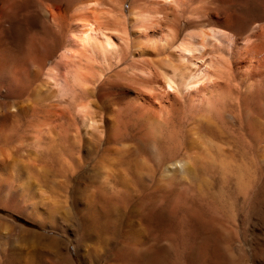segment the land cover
<instances>
[{
  "label": "rangeland",
  "instance_id": "obj_1",
  "mask_svg": "<svg viewBox=\"0 0 264 264\" xmlns=\"http://www.w3.org/2000/svg\"><path fill=\"white\" fill-rule=\"evenodd\" d=\"M11 2L0 0V264H264V0H75L68 14L96 18L121 54L62 86L45 75L63 70L66 30L2 24ZM213 26L226 47L192 59L216 70L187 92L164 84L173 46Z\"/></svg>",
  "mask_w": 264,
  "mask_h": 264
},
{
  "label": "bare ground",
  "instance_id": "obj_2",
  "mask_svg": "<svg viewBox=\"0 0 264 264\" xmlns=\"http://www.w3.org/2000/svg\"><path fill=\"white\" fill-rule=\"evenodd\" d=\"M12 1V0H11ZM169 1V0H168ZM75 2V0H13L12 5L15 7V9L13 11H7V9L4 11L3 15L1 16V20H2V24L9 19V25H15L16 27H20L22 25L27 24L28 22L32 21L36 24H39L42 28H47V29H52V27L55 29L56 33H59L62 30H66V34H65V46L64 48H62V51H60L58 54L59 56H57L59 63L61 64L62 67V71L60 73V75L58 76V78L56 77V75L58 73V71H56L55 69V65H53V67H50V69L56 71H52L50 72L49 67L48 69H46V72H48V75H45L47 77V82L50 81V74L52 73V78H55V80L51 79L53 82L57 83L58 86H62V84H64V82H66V80L70 79L72 80L71 84L77 83L80 84L82 81H84L82 78H84V76H86L81 69H80V65L81 67L83 66L82 64L84 63H89V61H94V63L99 62L102 63L101 65L104 66V62L108 61L109 59L112 58H117L119 53H120V49L117 46V43H115V41L112 39L113 37H111L110 34H108L105 29H103L101 26H99L98 22L96 21V18L93 20L90 19H79L77 20V17H74L71 14H68V10L70 8V6L72 5V3ZM163 2V1H162ZM167 2V0H166ZM176 2V1H175ZM10 3V4H11ZM110 3V1H109ZM165 3V2H164ZM168 3V2H167ZM166 3V4H167ZM172 3V2H171ZM174 3V2H173ZM7 6V5H6ZM79 6V5H78ZM84 6V4H83ZM179 6V5H178ZM212 7V6H211ZM77 7V13L80 12H86L85 9H89V7L87 8L85 6L84 7ZM53 9H55V11H53ZM30 10H32V19H30L28 17V13L30 12ZM75 11V10H74ZM89 11V10H88ZM98 11V10H97ZM79 12V14H80ZM91 12V11H90ZM156 13V12H155ZM82 14V13H81ZM89 14V13H87ZM157 14V13H156ZM86 15V14H85ZM93 15V14H92ZM144 17H141V19L139 18V16H142V14L137 15V17H135L134 21L137 22L138 20L141 21L142 23L145 21L146 23H148L146 20H148V15L147 14H143ZM146 15V16H145ZM77 16V15H76ZM155 16V15H154ZM153 16V17H154ZM211 16L214 17L216 19L217 22H223L222 20V16H223V9L222 7H218V9L216 11H214L213 13H211ZM83 17L84 16L83 14ZM90 18V17H89ZM94 18V17H93ZM211 18V17H210ZM151 19V17H150ZM98 20V19H97ZM141 22L139 23H134L138 26V24L141 26ZM144 22V24H145ZM102 24V23H101ZM143 25V24H142ZM136 26V27H137ZM72 27H74V29H71ZM138 28V27H137ZM262 28V27H261ZM53 29V30H54ZM171 29V28H170ZM169 29V30H170ZM260 29V28H259ZM74 30V31H72ZM144 30V29H143ZM142 30V31H143ZM109 32V30H107ZM141 31V32H142ZM170 32V31H169ZM189 32V31H188ZM172 33V32H171ZM229 33L225 32V30L223 28H219V27H210L208 31H203L202 33H185V35L183 36L182 40H180V42H178L177 44H175V46H173L174 48H177V51L174 50L177 54V57H175L173 54L171 55L174 56V58L172 57V59H177L179 60L177 62V60L171 61L172 59H170L171 57L168 55L166 56L167 59H169L170 61H165L166 58H164L165 62L170 63V65H167L164 69L163 72V68L165 66H162V72L160 73L161 79L163 80L164 84H167L168 87L170 86H180L182 87L183 91L187 92L191 89H193L196 86V83H198L199 79H201L204 76H208V74H210V72L212 73V70L214 71L215 68H213V66H215V64H209L208 62V66L206 67L205 64L204 66L202 64H196L197 62H193V57H198L199 60L203 59V56L205 53H207V51L205 50L206 48H209L207 46H210L211 48L209 50H211L212 48L215 47V49L217 47H221L226 40V37ZM128 35V34H127ZM146 35V34H145ZM59 36V34H58ZM124 36V35H123ZM126 36V35H125ZM128 37V36H127ZM1 38V37H0ZM44 38V37H43ZM123 38V37H122ZM129 38V37H128ZM230 38V37H229ZM227 38V40L229 39ZM52 39V37H51ZM233 39V38H232ZM129 40V39H128ZM126 41V39H125ZM133 41V40H132ZM137 41V40H136ZM231 41V39H230ZM166 42V41H165ZM32 43V41H31ZM130 43V41H129ZM132 43V42H131ZM232 43V42H231ZM230 43V45H232ZM135 44V43H134ZM138 45V43H136ZM166 44V43H165ZM222 44V45H221ZM229 43H227V47ZM30 45V44H29ZM143 45V44H142ZM141 45V46H142ZM163 45V44H162ZM264 45V44H263ZM33 46V45H32ZM126 46V45H125ZM128 46V45H127ZM140 43H139V48H141ZM130 47V46H129ZM134 47V45H133ZM225 47H226V42H225ZM230 47V46H229ZM229 47L227 49H229ZM128 48V47H127ZM136 49V47H134ZM143 48V47H142ZM138 49V51H144V50ZM165 48V46H164ZM133 49V48H132ZM128 50V49H127ZM146 50V49H145ZM253 50V49H252ZM251 50V51H252ZM130 51V50H129ZM134 51V50H133ZM137 51V52H138ZM122 52V51H121ZM141 52V53H142ZM149 52V51H148ZM197 52V53H196ZM215 52V51H214ZM212 52V53H214ZM259 51H256V53H258ZM209 53V52H208ZM216 53V52H215ZM215 53L209 54L212 55V57L209 59L210 61L213 60L215 58L218 59L220 56L215 55ZM121 54V53H120ZM152 54V53H151ZM175 54V55H176ZM219 54V52H218ZM7 53L6 50L4 49V47L0 46V68H2L3 63L5 62L4 59L6 57ZM136 55V54H135ZM138 55V54H137ZM167 55V53H166ZM208 55V54H207ZM251 55V54H250ZM257 55V54H256ZM120 56V55H119ZM139 56V55H138ZM207 57V56H205ZM253 57V56H250ZM249 57V58H250ZM197 58V59H198ZM255 58V57H254ZM30 59V58H29ZM253 59V58H252ZM252 59L250 58L249 60L247 59V64L249 63V68H251L250 72L252 73H256L258 71V65H259V59L256 60L254 62H256V65H253L252 63ZM118 60V59H117ZM182 60V61H181ZM219 60V59H218ZM217 60V61H218ZM11 61V60H10ZM110 61V60H109ZM183 61L184 64L182 63ZM195 61V60H194ZM208 61V60H207ZM56 62V61H55ZM173 62V63H172ZM176 62V63H175ZM54 63V62H53ZM93 63V62H92ZM107 63V62H106ZM105 63V65H106ZM217 63V62H216ZM263 63V61H262ZM261 65H264L262 64ZM97 65H100L98 63H96ZM246 64V65H247ZM86 65V64H85ZM197 65V67L194 66ZM220 65V64H219ZM260 65V66H261ZM51 66V65H50ZM87 66V65H86ZM90 66V65H89ZM26 68V67H25ZM59 68V65L58 67ZM217 68V67H216ZM221 68V67H220ZM219 68V69H220ZM248 68V70H249ZM24 69V68H23ZM85 69V68H84ZM94 69V67H93ZM60 70V69H58ZM151 70V69H150ZM193 70V71H192ZM216 70V69H215ZM143 71V70H142ZM196 71L197 74H194L193 72ZM220 71V70H219ZM45 72V71H44ZM90 72V71H89ZM195 72V73H196ZM216 72V71H215ZM214 72V73H215ZM19 73V72H18ZM53 73H56L53 74ZM94 72H91V74H93ZM142 73V72H141ZM148 73V72H147ZM154 73V72H153ZM218 73V72H217ZM46 74V73H45ZM90 74V73H89ZM259 74V73H258ZM28 75V73H27ZM88 75V74H87ZM149 75V74H148ZM147 75V76H148ZM159 75V74H157ZM212 75V74H211ZM49 76V77H48ZM4 77V76H3ZM89 77V76H88ZM92 77V76H90ZM93 77L95 78V74L93 75ZM157 77V76H156ZM159 77V76H158ZM201 77V78H199ZM32 78V77H29ZM57 78V79H56ZM87 78V77H85ZM94 78H91V80ZM97 81L100 80L98 78V76L96 77ZM88 79V78H87ZM86 79V81H87ZM90 81V79H89ZM95 81V80H94ZM60 84H59V83ZM92 82V81H91ZM86 83L89 84L90 83ZM51 83V81H50ZM70 83V82H69ZM85 84V82H84ZM85 84V85H86ZM93 84V83H91ZM97 84V82H96ZM56 86L55 84H51ZM67 85V84H66ZM88 85V86H89ZM198 85V84H197ZM41 86V85H40ZM71 86V85H70ZM77 86V85H76ZM87 86V85H86ZM87 86V87H88ZM66 86H64L65 88ZM69 87V86H68ZM67 87V88H68ZM84 88V86H82ZM81 87V88H82ZM91 87H94L93 85ZM58 88V87H57ZM56 88V89H57ZM66 88V90H67ZM70 88V87H69ZM68 88V89H69ZM89 88V87H88ZM86 89V88H85ZM172 89V88H171ZM59 90V89H58ZM61 90V88H60ZM65 92V89H63ZM62 90V91H63ZM89 90V89H88ZM69 91V90H67ZM66 91V92H67ZM71 91V90H70ZM79 91V90H78ZM86 91V90H85ZM90 91H92L90 89ZM84 92V91H83ZM94 92V91H93ZM63 93V92H61ZM86 93V92H85ZM92 93V92H90ZM88 95V94H87ZM84 106V105H83ZM84 108V112L85 111V106ZM83 110V109H82ZM78 112L81 113V110L79 111V109L77 110ZM39 112V111H36ZM83 112V113H84ZM88 112V111H87ZM85 115V114H84ZM83 116V120H84ZM87 119V118H86ZM93 118H91L92 120ZM218 147V146H217ZM69 165V164H68ZM52 224V223H51ZM54 227V226H53ZM130 237V236H129ZM64 249V247H63ZM56 252V251H55ZM53 253V251H52ZM64 253V252H63ZM55 255V254H54ZM59 255V253H58ZM66 255V254H64ZM85 256V255H84ZM95 256V255H94ZM59 257V256H58ZM67 260V259H66ZM68 263L67 264H72L70 260H67ZM89 263V262H88Z\"/></svg>",
  "mask_w": 264,
  "mask_h": 264
}]
</instances>
